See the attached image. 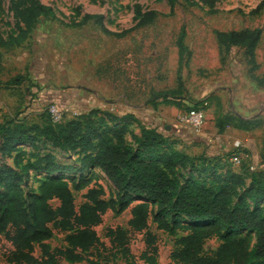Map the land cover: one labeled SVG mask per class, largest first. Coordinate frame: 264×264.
<instances>
[{
  "label": "trees",
  "instance_id": "16d2710c",
  "mask_svg": "<svg viewBox=\"0 0 264 264\" xmlns=\"http://www.w3.org/2000/svg\"><path fill=\"white\" fill-rule=\"evenodd\" d=\"M172 8L177 0H165ZM192 4L214 7L218 0H188ZM139 7V6H137ZM264 8V0L254 12ZM10 10L20 23L16 31L0 37V48L18 46L41 17H55L50 5L39 0H10ZM156 17L155 10L137 11V20L130 28L109 31L101 14H85L79 23L94 19L100 28L118 37L144 26ZM262 30L242 28L215 31L218 46L227 50L238 46L254 64L255 48ZM182 28L177 40L179 58L188 53ZM264 84V74L256 78ZM159 93L166 100L181 87ZM91 110L70 119L52 122L49 113L38 122L10 119L0 122V155L12 159L0 165V234L9 242L4 254L14 264H60L85 261L87 264H114L105 255L114 249L125 264H136L129 247V235L142 233L145 244L139 259L144 264H157V236L150 231L151 219L156 228L173 236L169 258L176 264H264V171L251 172L247 183L242 173L227 170L215 173L218 163L205 155H189L175 148L176 141L156 127L144 126L132 115L118 117ZM136 123L138 133L130 124ZM261 124L225 112L215 120L218 133L231 127L250 131ZM48 142L61 152L78 154V166L58 162L50 152L26 153L20 145L37 149ZM261 159L264 160V140ZM26 155L28 158H26ZM98 168L115 187L114 197L104 198L103 188L89 186L92 177L65 180L63 172L82 173ZM210 170L216 186L207 183L204 175ZM30 171L38 175L37 187H29ZM95 176V175H92ZM243 188V190H240ZM86 189L84 200L74 203L72 191ZM135 197L148 201L133 203ZM57 200L56 205L50 201ZM129 208L127 227H108L105 236L109 247L100 240L94 227L102 215L111 210L122 213ZM55 231L64 234L63 245L51 247L46 240ZM217 246L205 251L208 240ZM39 255H35V247ZM110 253V252H109ZM116 254V255H117Z\"/></svg>",
  "mask_w": 264,
  "mask_h": 264
},
{
  "label": "rangeland",
  "instance_id": "374dc122",
  "mask_svg": "<svg viewBox=\"0 0 264 264\" xmlns=\"http://www.w3.org/2000/svg\"><path fill=\"white\" fill-rule=\"evenodd\" d=\"M50 5L55 17H41L26 40L18 46L0 48V120L24 119L38 122L40 115L54 106L61 118H73L97 110L95 117L109 112L118 117L132 115L144 126H154L176 141L177 148L190 155H205L218 163L215 173L227 170L243 174L249 182L251 172L264 171L261 159L264 140V84L256 78L264 74V8L254 12L261 0H218L214 7L177 0L172 8L165 0H39ZM139 6V7H137ZM155 10L148 24L130 30L122 37L104 32L94 19L76 25L85 14H101L111 32L130 28L137 11ZM20 23L10 10V0H0V37L16 31ZM262 30L255 48L254 64L245 50L218 46L215 31L256 28ZM184 29L188 53L179 58L177 37ZM163 100L159 93L174 90ZM193 105L204 109L202 129L192 130L181 116ZM225 112L261 124L251 131L228 127L218 133L215 120ZM168 126V128H166ZM131 128L138 129L136 123ZM234 157H239L233 159ZM11 158L0 156L2 163ZM204 178L216 186L208 170ZM106 196L115 189L105 178L98 179ZM243 190V188H240ZM84 191L75 192L76 203ZM264 208V203L260 204ZM129 211H107L95 230L109 247L108 227H127ZM157 264H176L170 260L173 236L156 228ZM57 234L49 242L59 244ZM208 240L205 251L217 246ZM129 247L136 264L145 244L142 233L129 235ZM9 242L0 234V264L9 263L5 253ZM110 252V253H109ZM114 249L105 255L114 264H125ZM35 255H39L38 249ZM60 264H86L68 262Z\"/></svg>",
  "mask_w": 264,
  "mask_h": 264
},
{
  "label": "crops",
  "instance_id": "0c3cea01",
  "mask_svg": "<svg viewBox=\"0 0 264 264\" xmlns=\"http://www.w3.org/2000/svg\"><path fill=\"white\" fill-rule=\"evenodd\" d=\"M41 2V1H40ZM42 3V2H41ZM0 122H2L1 120H0ZM131 125L132 124H130V128H131ZM149 127V126H148ZM151 127H154V126H151ZM132 129V128H131ZM133 130V132L134 133H138V129L137 130H134V129H132ZM241 131H243V130H241ZM251 131V130H250ZM168 136V135H167ZM20 148L22 149V150H24L26 153H30V152H50L51 154H53L54 156H55V158H56V160L58 161V162H61V163H63V164H68V165H74V166H78L79 165V162L76 160L77 159V156H78V154H75V153H71V154H67V153H64V152H61L60 150H58L57 148H54L53 146H51L48 142H45V143H40L39 144V147L37 148V149H33L32 147H30V146H28V145H20ZM175 148L176 149H178L179 150V148H177V144H175ZM186 153V152H185ZM188 154V153H187ZM190 155V154H189ZM1 156V155H0ZM26 158H28V156L26 155ZM12 160V159H11ZM9 164V163H8ZM12 164V163H11ZM55 175H61L65 180H68L69 178H71V177H74V178H76V179H78L80 176L82 177V178H89V177H92V179H91V182L89 183V186H93V185H99V186H101L102 188H103V186L101 185V184H99V182H98V179L100 178V177H105L106 179H107V177L104 175V173L103 172H101L98 168H93V167H91L89 170H85V171H83L82 173H79V172H73V173H66V172H63V173H61V174H55ZM92 175H95V176H92ZM36 177H38V175L37 174H35L34 172H32V171H30V176H29V178H28V180H27V185L29 186V187H33V188H36L37 187V183L34 181L35 180V178ZM108 180V179H107ZM109 181V180H108ZM110 182V181H109ZM111 183V182H110ZM111 185H112V183H111ZM114 187V186H113ZM114 189H115V187H114ZM81 191H84V193H85V191H86V189H82V190H79V191H76V190H73L72 191V193H73V196H74V203L76 204V205H78L79 203H76V201H75V192H81ZM103 191H104V194H103V197L104 198H109V197H114L115 196V193L113 194V195H109V196H106V194H105V190H104V188H103ZM115 192H116V189H115ZM83 193V194H84ZM83 194H82V198H83ZM84 200V198L81 200V202ZM144 201H148V199L147 198H144V197H135V199H134V202L133 203H137V202H144ZM50 203L52 204V205H56L58 202H57V200H52V201H50ZM126 210H128L129 211V208L128 209H126ZM107 211H111V210H107ZM106 211V212H107ZM105 212V213H106ZM104 213V214H105ZM103 214V215H104ZM102 215V216H103ZM129 215H130V213H129ZM130 218V217H129ZM148 223H149V221H148ZM101 224V223H100ZM98 226V225H97ZM96 227V226H95ZM95 227H94V229H95ZM122 227V226H121ZM113 228V227H112ZM96 231V230H95ZM97 233V232H96ZM57 234H60L62 237H61V241H60V243L59 244H56V245H54V246H52L51 244H50V240L52 239V238H54L55 237V235H57ZM98 235V234H97ZM63 237H64V234H62V233H60V232H58V231H55V233H54V235H53V237L52 238H50V239H48V240H46V242L47 243H49L50 244V246L53 248V247H56V246H61V245H63ZM100 238V237H99ZM36 249H38V252H39V248L36 246L35 247V250ZM34 253H35V251H34ZM62 260H64V259H62ZM66 261V260H65ZM80 262H85V261H80ZM86 263V262H85ZM87 264V263H86Z\"/></svg>",
  "mask_w": 264,
  "mask_h": 264
},
{
  "label": "built area",
  "instance_id": "2783aa9c",
  "mask_svg": "<svg viewBox=\"0 0 264 264\" xmlns=\"http://www.w3.org/2000/svg\"><path fill=\"white\" fill-rule=\"evenodd\" d=\"M48 112L52 122H60L62 120L61 114L58 109L54 106L48 108ZM205 113L203 107L200 105H193L188 111L185 112L180 118V120L190 127L192 130L198 132L202 129L204 125ZM239 157H234L233 159Z\"/></svg>",
  "mask_w": 264,
  "mask_h": 264
},
{
  "label": "water",
  "instance_id": "95a60500",
  "mask_svg": "<svg viewBox=\"0 0 264 264\" xmlns=\"http://www.w3.org/2000/svg\"><path fill=\"white\" fill-rule=\"evenodd\" d=\"M166 128H168V126H166Z\"/></svg>",
  "mask_w": 264,
  "mask_h": 264
}]
</instances>
